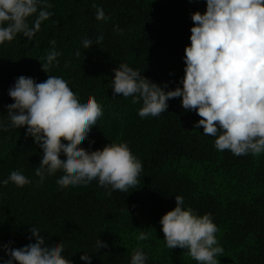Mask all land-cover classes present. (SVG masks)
<instances>
[{
	"label": "trees",
	"instance_id": "16d2710c",
	"mask_svg": "<svg viewBox=\"0 0 264 264\" xmlns=\"http://www.w3.org/2000/svg\"><path fill=\"white\" fill-rule=\"evenodd\" d=\"M52 5L49 20L31 39L21 34L0 45V118L5 125L7 106L14 103L9 89L20 76L37 83L48 75L63 78L81 103L95 96L103 110L86 141L88 152L103 150L109 143H127L143 170L136 187L128 192L87 185L61 188L64 173L35 175L43 150L27 135V128L0 131V244L13 248L35 243L31 227L40 230L48 245L64 243V257L72 264H88L81 256H92L91 264H131L140 247L146 264H198L186 249L166 247L160 223L175 209V196L184 198V208L203 216L210 213L219 231L216 237L224 253L220 264H264V154L235 156L215 148L217 137L205 136L196 111L182 107V97L168 101L159 117L139 116L143 101L114 96L112 80L121 63L168 87H183L185 48L190 46L191 15L204 14L206 0H47ZM94 5L96 7H94ZM102 7L106 21L96 19ZM33 20L35 17L32 18ZM119 27L122 34L114 29ZM104 39L96 44V37ZM93 41L85 49L82 40ZM56 41L61 53L48 73L42 60ZM81 55L77 57L75 53ZM67 64V67L65 66ZM67 143V141H63ZM61 159H66L61 154ZM19 171L31 183L17 187L9 182ZM140 231L150 232L138 241ZM108 247L95 249L97 240ZM4 260L6 252L0 251Z\"/></svg>",
	"mask_w": 264,
	"mask_h": 264
},
{
	"label": "clouds",
	"instance_id": "9594fccd",
	"mask_svg": "<svg viewBox=\"0 0 264 264\" xmlns=\"http://www.w3.org/2000/svg\"><path fill=\"white\" fill-rule=\"evenodd\" d=\"M206 4L204 14L197 11L191 15L194 26L190 29V46L185 48L182 88L165 91L167 84L161 87L121 63L114 70L113 95L133 97L134 104L142 100L138 113L141 118L159 117L168 110L169 100L182 97L183 109L196 111L201 117L194 127H203L205 136L217 137L218 151L259 156L264 154V0H206ZM51 7L47 0H0V45L21 34L33 38L42 23L51 18ZM109 18L102 7L96 8L98 21ZM114 30L121 34L123 31L119 27ZM103 39L101 33L96 44ZM49 43L51 49L41 58L46 61L41 63L46 73L54 62L59 65L61 55L56 41ZM82 45L91 48L93 41L85 37ZM75 55L79 57L81 53L77 51ZM8 94L14 101L7 106L10 123L5 125L0 118V131L26 127L27 135L42 148L43 157L35 169L39 183L62 171L64 174L56 181L61 188L98 180L99 186L110 189L111 195L113 191L126 193L138 186L143 165L127 143H109L103 150L92 152L80 147L103 115L95 96L81 103L67 81L51 75L40 83L20 76ZM61 154L66 159H61ZM9 182L21 188L31 183L15 170L2 181L5 186ZM175 199V209L160 221L167 249H186L198 264H220L217 257L223 255L224 249L219 246V229L211 214L197 215L190 207L185 210L182 196ZM30 231L35 243L22 248H13L11 242L0 244V251L8 256L7 260L0 256V264H72L63 255V242L48 245L38 228L31 227ZM150 235L140 231L136 239L144 241ZM94 247L98 252L108 245L98 239ZM80 258L91 264L92 256L84 254ZM147 259L137 247L131 264H146Z\"/></svg>",
	"mask_w": 264,
	"mask_h": 264
}]
</instances>
